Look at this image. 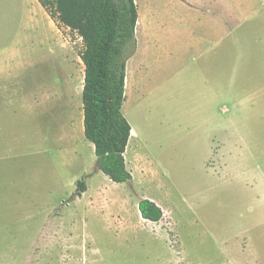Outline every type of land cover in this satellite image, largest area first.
<instances>
[{
	"label": "rangeland",
	"instance_id": "374dc122",
	"mask_svg": "<svg viewBox=\"0 0 264 264\" xmlns=\"http://www.w3.org/2000/svg\"><path fill=\"white\" fill-rule=\"evenodd\" d=\"M22 8L0 0V52ZM60 31L71 70L35 44L0 60V264H264V92L234 94L252 96L254 109L208 98L192 91L169 42L160 51L141 40L126 61L137 86L121 108L132 178L115 184L83 134V44ZM240 138L247 149L222 175L212 147ZM142 199L163 209L158 223L141 219Z\"/></svg>",
	"mask_w": 264,
	"mask_h": 264
},
{
	"label": "crops",
	"instance_id": "0c3cea01",
	"mask_svg": "<svg viewBox=\"0 0 264 264\" xmlns=\"http://www.w3.org/2000/svg\"><path fill=\"white\" fill-rule=\"evenodd\" d=\"M22 1L19 19L15 18L9 36L11 46L0 52V60L16 59L19 46L35 44L43 46V51L62 60L63 67L71 70L72 53L60 29L37 0ZM134 3L137 9L135 53L142 41L161 46L160 51L169 42V55L176 60V65L183 62L188 65L192 91L206 94L208 98L210 94L231 98L232 107H238L243 101L254 107L252 96L244 100L235 98L234 94L247 89L264 92V0H134ZM128 72L125 64V100L131 92L126 86ZM223 113H229V109L224 108ZM227 122L233 124L234 120L227 118ZM80 124L81 113L79 127ZM244 148L247 149L244 138L213 145L212 152L220 158L222 175Z\"/></svg>",
	"mask_w": 264,
	"mask_h": 264
},
{
	"label": "trees",
	"instance_id": "16d2710c",
	"mask_svg": "<svg viewBox=\"0 0 264 264\" xmlns=\"http://www.w3.org/2000/svg\"><path fill=\"white\" fill-rule=\"evenodd\" d=\"M51 20L83 44V134L93 145L97 169L112 183L132 178L124 161L131 128L121 108L125 64L133 55L137 9L134 0H37ZM85 192L77 182L76 197ZM142 220L158 223L163 212L149 199L137 205Z\"/></svg>",
	"mask_w": 264,
	"mask_h": 264
},
{
	"label": "bare ground",
	"instance_id": "6f19581e",
	"mask_svg": "<svg viewBox=\"0 0 264 264\" xmlns=\"http://www.w3.org/2000/svg\"><path fill=\"white\" fill-rule=\"evenodd\" d=\"M139 31H140V28H139ZM134 78H135L134 77V72H130L129 75L127 76V79H126V86H127L128 89H130L131 92L134 89V87L136 88L137 82H138ZM131 92L129 93V96L132 94ZM129 106L130 105H126L125 106V111L126 112H128L130 110L129 108H131V107H129Z\"/></svg>",
	"mask_w": 264,
	"mask_h": 264
}]
</instances>
